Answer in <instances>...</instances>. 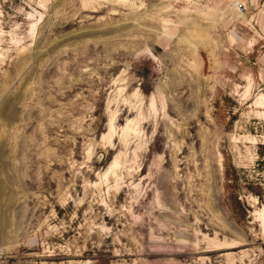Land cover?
Wrapping results in <instances>:
<instances>
[{"label": "rangeland", "instance_id": "rangeland-1", "mask_svg": "<svg viewBox=\"0 0 264 264\" xmlns=\"http://www.w3.org/2000/svg\"><path fill=\"white\" fill-rule=\"evenodd\" d=\"M0 264H264V0H0Z\"/></svg>", "mask_w": 264, "mask_h": 264}, {"label": "trees", "instance_id": "trees-1", "mask_svg": "<svg viewBox=\"0 0 264 264\" xmlns=\"http://www.w3.org/2000/svg\"><path fill=\"white\" fill-rule=\"evenodd\" d=\"M232 176L229 175L227 172H226V179L228 182L230 183H233L234 182V178H231ZM227 187H230L229 185ZM231 188V187H230ZM260 199H261V194L257 193V192H254Z\"/></svg>", "mask_w": 264, "mask_h": 264}, {"label": "built area", "instance_id": "built-area-1", "mask_svg": "<svg viewBox=\"0 0 264 264\" xmlns=\"http://www.w3.org/2000/svg\"><path fill=\"white\" fill-rule=\"evenodd\" d=\"M235 6L238 7V8H242V6H240V5L238 6L237 4H235Z\"/></svg>", "mask_w": 264, "mask_h": 264}]
</instances>
